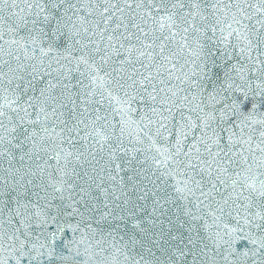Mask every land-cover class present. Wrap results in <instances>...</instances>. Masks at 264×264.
<instances>
[{
	"label": "snow or ice",
	"instance_id": "snow-or-ice-1",
	"mask_svg": "<svg viewBox=\"0 0 264 264\" xmlns=\"http://www.w3.org/2000/svg\"><path fill=\"white\" fill-rule=\"evenodd\" d=\"M0 264H264V0H0Z\"/></svg>",
	"mask_w": 264,
	"mask_h": 264
}]
</instances>
